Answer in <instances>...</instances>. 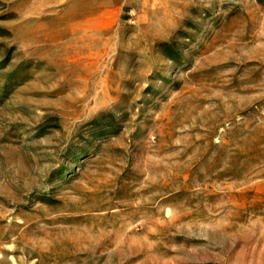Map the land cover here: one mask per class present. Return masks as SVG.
Instances as JSON below:
<instances>
[{
    "label": "rangeland",
    "instance_id": "rangeland-1",
    "mask_svg": "<svg viewBox=\"0 0 264 264\" xmlns=\"http://www.w3.org/2000/svg\"><path fill=\"white\" fill-rule=\"evenodd\" d=\"M0 0V264H264V0Z\"/></svg>",
    "mask_w": 264,
    "mask_h": 264
},
{
    "label": "crops",
    "instance_id": "crops-1",
    "mask_svg": "<svg viewBox=\"0 0 264 264\" xmlns=\"http://www.w3.org/2000/svg\"><path fill=\"white\" fill-rule=\"evenodd\" d=\"M52 2H55V4L57 5V6H59L60 4H62L63 2H65V0H51ZM108 0H104L103 1V3L104 4H108Z\"/></svg>",
    "mask_w": 264,
    "mask_h": 264
}]
</instances>
